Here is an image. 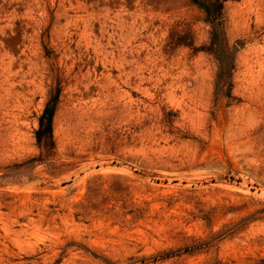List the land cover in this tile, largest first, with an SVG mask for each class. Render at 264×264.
<instances>
[{"label": "rangeland", "instance_id": "1", "mask_svg": "<svg viewBox=\"0 0 264 264\" xmlns=\"http://www.w3.org/2000/svg\"><path fill=\"white\" fill-rule=\"evenodd\" d=\"M0 264H264V0H0Z\"/></svg>", "mask_w": 264, "mask_h": 264}]
</instances>
